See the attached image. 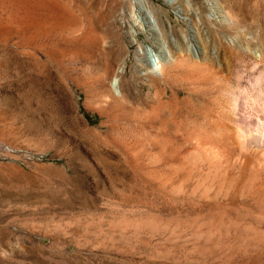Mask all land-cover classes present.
Instances as JSON below:
<instances>
[{
  "label": "rangeland",
  "instance_id": "obj_1",
  "mask_svg": "<svg viewBox=\"0 0 264 264\" xmlns=\"http://www.w3.org/2000/svg\"><path fill=\"white\" fill-rule=\"evenodd\" d=\"M146 1L158 31L136 0H0V264H264V176L209 173L191 137L218 84H264V0ZM94 35L120 76L163 43L177 103L148 71L139 105L99 111Z\"/></svg>",
  "mask_w": 264,
  "mask_h": 264
},
{
  "label": "bare ground",
  "instance_id": "obj_2",
  "mask_svg": "<svg viewBox=\"0 0 264 264\" xmlns=\"http://www.w3.org/2000/svg\"><path fill=\"white\" fill-rule=\"evenodd\" d=\"M136 2L140 4L146 16V22L150 23L153 31H158L159 26L157 23L149 18L152 11L147 1L136 0ZM99 36H93L91 51L86 56L90 60L93 69L91 88L89 86L92 99L96 100L97 103L100 100L106 103V105L103 104L104 106H98V110L103 114L105 112L106 114L107 112L111 113L109 110L119 107L131 109L134 107L132 103L138 104L141 102L137 80H139L140 75L150 70L142 71L134 66L131 67L130 71L120 76L123 65L117 66L115 49L104 47ZM160 49L163 57L162 60H157L152 66L150 72L155 77L150 78L149 84V86L155 88L154 99L159 103H157L158 105L164 104L165 101L167 103V100L164 101V99L178 97L177 91L171 90L169 92L164 87L162 90L159 89L161 78L158 77L163 76L164 78V68L169 67L172 61L170 52L163 43L160 45ZM77 57L78 54L74 51L71 59L76 61ZM217 87H219L221 94H218L221 95L226 110L224 113H219L215 120H209L207 125H199L191 132L192 147L195 151L194 161L197 166L207 169L209 173H214V175L217 173L216 176L220 175L221 178L227 172L228 166L236 163L242 168L248 169L252 173L251 179L256 178L254 181L258 182L259 175L264 176V84H218ZM248 94L252 95V99L250 97L248 99ZM246 98L248 100L244 103ZM224 171L226 172L224 173Z\"/></svg>",
  "mask_w": 264,
  "mask_h": 264
}]
</instances>
